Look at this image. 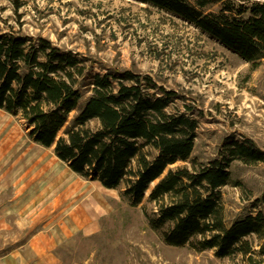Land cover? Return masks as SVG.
<instances>
[{
	"label": "rangeland",
	"instance_id": "rangeland-1",
	"mask_svg": "<svg viewBox=\"0 0 264 264\" xmlns=\"http://www.w3.org/2000/svg\"><path fill=\"white\" fill-rule=\"evenodd\" d=\"M0 32L47 38L77 53L88 73L129 69L175 90L178 96L168 110L188 111L198 118L199 128L191 158L171 168L193 169L194 163L218 156L227 136L252 141L264 154V60L254 66L176 14L141 0H0ZM88 76L80 79L81 103L93 92ZM151 91L161 94L159 88ZM0 115L23 141V148L0 156L1 259L44 229L50 216L52 221H65L72 211L71 206L36 198L33 185L18 181L24 172L19 160L27 149L41 150L72 170L53 147L30 137L24 119L4 109ZM80 179L90 186L79 205H73L82 226L57 246L58 264H235L215 249L200 251L164 241L162 230L153 229L147 217L158 210L148 200L157 181L143 202L133 205L124 184L108 189L99 181ZM220 190L227 225L256 213L262 207L256 199L264 191V160H235L231 180ZM9 204L11 210H3Z\"/></svg>",
	"mask_w": 264,
	"mask_h": 264
},
{
	"label": "trees",
	"instance_id": "trees-1",
	"mask_svg": "<svg viewBox=\"0 0 264 264\" xmlns=\"http://www.w3.org/2000/svg\"><path fill=\"white\" fill-rule=\"evenodd\" d=\"M141 1L195 24L254 66L264 60V0ZM88 74L93 92L81 103L80 79ZM176 96L150 75L88 73L77 53L47 38L0 32V109L24 119L34 141L54 145L83 177L107 188L124 184L133 205L157 181L148 200L158 210L147 217L167 244L215 249L235 264H264V191L256 213L227 225L220 190L235 160L256 163L264 154L252 141L227 136L218 156L193 169L171 168L191 158L199 128L188 111L168 110Z\"/></svg>",
	"mask_w": 264,
	"mask_h": 264
},
{
	"label": "crops",
	"instance_id": "crops-1",
	"mask_svg": "<svg viewBox=\"0 0 264 264\" xmlns=\"http://www.w3.org/2000/svg\"><path fill=\"white\" fill-rule=\"evenodd\" d=\"M51 147L54 148V145ZM8 152H11V147H7L5 150L0 151V156H2L1 154L5 155ZM33 152H39L41 154L43 153L46 156L47 160L54 161V167L56 168L54 176L58 175L56 179L63 176L62 179H64V181L59 180L55 181V183L52 184L54 181H52V178L49 177H43L36 182L31 181L30 176L25 175L26 170L18 175V181L24 183L25 185H33L32 187L34 188L32 189L35 190V193L38 195L36 198H45L55 206H71L72 211L70 212L69 218L67 216V218L65 219V221L67 222H65L64 220L52 221L50 216L47 223H45L44 229L31 236L26 244H23L20 248L11 252L10 255L1 258L0 264H58L59 258L57 257V254L55 252L57 246H59L65 240L66 236H69V234L77 231L82 226L81 223H79L76 219V217L78 216V210L75 207L79 205L77 204V202L79 203L81 198L90 192V186L85 182H82L80 179L81 175L75 172L67 162L61 160L58 156L57 157L62 162L66 163L72 171L63 169L57 160L49 158V156L41 150ZM49 172L46 174V176H49ZM88 179L99 181L92 178ZM99 182L102 184L101 181ZM25 188H27V186H25ZM73 205L76 206L73 207ZM5 209L10 211L11 204L3 208V210ZM92 210L96 211L95 206ZM52 217H55V215H53Z\"/></svg>",
	"mask_w": 264,
	"mask_h": 264
},
{
	"label": "bare ground",
	"instance_id": "bare-ground-1",
	"mask_svg": "<svg viewBox=\"0 0 264 264\" xmlns=\"http://www.w3.org/2000/svg\"><path fill=\"white\" fill-rule=\"evenodd\" d=\"M9 126L10 125L8 122H3L2 116L0 115V151L5 150L7 147H11V152L15 150V148H23V141L22 137L19 135V132L12 127L10 129ZM33 151L34 150L32 148L27 149L21 160H19V164L21 161L24 162V165L22 166L23 170H26L25 175H29L31 181L36 182L43 177H49L52 178V181H54L52 184H54L55 181H59L63 178V176H61L56 179L58 175L54 176L56 171V168L54 167V161L47 160L43 153H35ZM48 172L49 176H46Z\"/></svg>",
	"mask_w": 264,
	"mask_h": 264
}]
</instances>
